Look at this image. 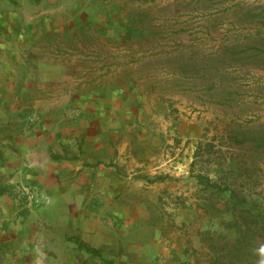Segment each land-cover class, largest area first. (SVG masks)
<instances>
[{"label":"rangeland","instance_id":"rangeland-1","mask_svg":"<svg viewBox=\"0 0 264 264\" xmlns=\"http://www.w3.org/2000/svg\"><path fill=\"white\" fill-rule=\"evenodd\" d=\"M92 8L104 38L71 34L87 37L64 45L74 75L87 87L135 84L150 117L130 133L157 138L130 176L153 193L168 238L130 264H264V0Z\"/></svg>","mask_w":264,"mask_h":264},{"label":"crops","instance_id":"crops-1","mask_svg":"<svg viewBox=\"0 0 264 264\" xmlns=\"http://www.w3.org/2000/svg\"><path fill=\"white\" fill-rule=\"evenodd\" d=\"M92 1L0 0V264H130L167 241L156 198L130 176L157 142L130 133L147 97L87 87L65 54L86 42L76 30L104 38Z\"/></svg>","mask_w":264,"mask_h":264},{"label":"built area","instance_id":"built-area-1","mask_svg":"<svg viewBox=\"0 0 264 264\" xmlns=\"http://www.w3.org/2000/svg\"><path fill=\"white\" fill-rule=\"evenodd\" d=\"M19 192L27 203H31L32 205L36 206L46 204V201H44L40 196L36 195L34 189L31 187L22 186L20 187Z\"/></svg>","mask_w":264,"mask_h":264}]
</instances>
